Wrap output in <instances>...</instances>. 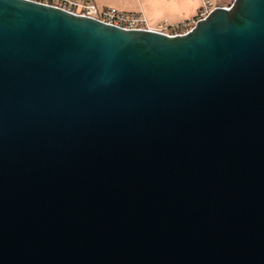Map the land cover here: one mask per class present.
<instances>
[{
	"label": "water",
	"instance_id": "obj_1",
	"mask_svg": "<svg viewBox=\"0 0 264 264\" xmlns=\"http://www.w3.org/2000/svg\"><path fill=\"white\" fill-rule=\"evenodd\" d=\"M0 264H264V0L176 35L0 0Z\"/></svg>",
	"mask_w": 264,
	"mask_h": 264
},
{
	"label": "built area",
	"instance_id": "obj_2",
	"mask_svg": "<svg viewBox=\"0 0 264 264\" xmlns=\"http://www.w3.org/2000/svg\"><path fill=\"white\" fill-rule=\"evenodd\" d=\"M42 4L55 6L87 17L98 19L102 22L112 24L125 29H149L168 35H176L186 32L191 28L196 19L204 17L213 7L218 4L211 0H201L197 13L194 18L181 21L175 24L165 22L158 23L151 27L141 13L117 11L113 8L100 9L93 0H31ZM221 6V5H219Z\"/></svg>",
	"mask_w": 264,
	"mask_h": 264
},
{
	"label": "rangeland",
	"instance_id": "obj_3",
	"mask_svg": "<svg viewBox=\"0 0 264 264\" xmlns=\"http://www.w3.org/2000/svg\"><path fill=\"white\" fill-rule=\"evenodd\" d=\"M98 8L107 7L117 11L141 13L149 26L154 27L158 23L175 24L173 21L178 13L171 9L172 0H93ZM212 3L226 6L232 0H211ZM141 3V4H140ZM201 5V0H199ZM183 17V16H182ZM189 20V18H187ZM183 21V19H182ZM181 22V21H180ZM178 23V22H177Z\"/></svg>",
	"mask_w": 264,
	"mask_h": 264
},
{
	"label": "crops",
	"instance_id": "obj_4",
	"mask_svg": "<svg viewBox=\"0 0 264 264\" xmlns=\"http://www.w3.org/2000/svg\"><path fill=\"white\" fill-rule=\"evenodd\" d=\"M172 3L173 6H171V9L179 14V16L173 19V21H177V22L182 21V19L183 21H185L187 20V18L189 19L194 18L200 6L199 0H172ZM105 8L107 7L104 6L101 7V9H105Z\"/></svg>",
	"mask_w": 264,
	"mask_h": 264
}]
</instances>
